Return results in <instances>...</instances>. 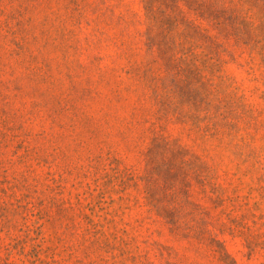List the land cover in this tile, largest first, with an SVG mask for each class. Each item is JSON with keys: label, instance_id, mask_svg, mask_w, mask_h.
Masks as SVG:
<instances>
[{"label": "rangeland", "instance_id": "obj_1", "mask_svg": "<svg viewBox=\"0 0 264 264\" xmlns=\"http://www.w3.org/2000/svg\"><path fill=\"white\" fill-rule=\"evenodd\" d=\"M0 264H264V0H0Z\"/></svg>", "mask_w": 264, "mask_h": 264}]
</instances>
